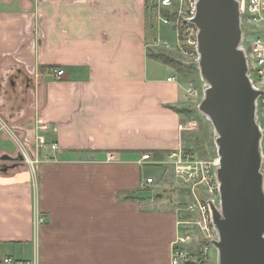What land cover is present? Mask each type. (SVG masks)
Here are the masks:
<instances>
[{"label": "crops", "instance_id": "0c3cea01", "mask_svg": "<svg viewBox=\"0 0 264 264\" xmlns=\"http://www.w3.org/2000/svg\"><path fill=\"white\" fill-rule=\"evenodd\" d=\"M152 1L0 0V264H170L178 211L125 198L153 178L144 155L185 148L195 112L193 85L151 50ZM38 120L59 150L32 169L20 145Z\"/></svg>", "mask_w": 264, "mask_h": 264}, {"label": "water", "instance_id": "95a60500", "mask_svg": "<svg viewBox=\"0 0 264 264\" xmlns=\"http://www.w3.org/2000/svg\"><path fill=\"white\" fill-rule=\"evenodd\" d=\"M198 67L206 89L199 112L215 131L220 205L211 203L218 264H264L263 134L242 48L244 29L236 0H198ZM22 159V157H21ZM147 201L151 190L129 196Z\"/></svg>", "mask_w": 264, "mask_h": 264}, {"label": "built area", "instance_id": "2783aa9c", "mask_svg": "<svg viewBox=\"0 0 264 264\" xmlns=\"http://www.w3.org/2000/svg\"><path fill=\"white\" fill-rule=\"evenodd\" d=\"M236 1L240 5L241 23L244 29L242 48L247 56L248 75L254 88L264 92V0ZM160 3L164 7L175 8L172 12V15H175L173 20L165 18V22L178 27L179 40L182 44L184 43L188 46L198 61V28L193 23L197 15L198 0H160ZM55 74L57 78H62L65 71H55ZM173 79L171 77L168 81L171 82ZM195 93L196 96H199L197 92ZM256 115L257 123L263 134L261 144L264 168V93L256 101ZM36 129L35 141L27 140L20 145L22 161L32 169L42 160H51L49 154H47L48 151L57 152L59 150V146L56 143L47 140L46 134L50 129L49 122L38 120ZM178 157L181 165L179 172L182 178L189 182L193 196V202L187 210L194 218L190 222L179 221V234L172 243L170 264H210V248H215L214 242L219 239L213 224L211 210V203L215 204V202L212 200H200L199 193L201 185L203 183L208 185V181L210 187H212V181L215 182V190L219 192L220 186L217 178L211 176L215 169L218 168L219 160H215L212 163L197 162L195 166H192L182 163L180 155ZM141 162H151V155H144ZM262 171L264 173V169ZM152 183V178L147 179V184L150 185ZM39 221L44 222V218ZM185 224H188L190 229H187L184 226ZM1 264H37V262L6 257Z\"/></svg>", "mask_w": 264, "mask_h": 264}, {"label": "rangeland", "instance_id": "374dc122", "mask_svg": "<svg viewBox=\"0 0 264 264\" xmlns=\"http://www.w3.org/2000/svg\"><path fill=\"white\" fill-rule=\"evenodd\" d=\"M150 4L154 8L150 22H154V24L156 23L155 37L157 39V44L166 50L167 53L173 55L172 57L177 61L175 68L180 74L181 79L184 82L192 84L199 96L194 97L195 101L190 104V109H193L196 113L191 111L186 115V123H190L191 125L189 126V129L184 132V140H186L185 148L181 151H173L172 153H169L166 157L168 162L164 164L153 165L150 164V162L142 163L145 166L143 168V175L146 177L150 175L154 178V182L150 185H145L143 190L153 191L156 199L155 201H159V203H161L160 206H168L169 208L178 211L181 220L184 218L186 219L185 221L190 222L194 217L187 209L193 202V196L191 188L189 187V182L183 179L179 172L181 165L179 163L178 155H180L182 163L187 165L195 166V163L197 162L212 163L218 158L215 143L216 136L212 124L198 111L197 107L201 102L206 89V85L200 76L198 61L196 60V57L193 56L192 51L188 46L184 43L182 44L180 40L178 42V35L175 26L173 24H165L162 22L165 17L173 20L171 14L175 8L164 7L159 0H154ZM164 42L169 43V48L164 46ZM161 48L154 46L151 50L153 53L157 52L163 55L166 52ZM150 64L157 68L156 72L158 71L160 74H167L166 69L169 68L162 66L163 63L160 62V60L153 58L150 60ZM171 69L169 70L170 73L176 74V71ZM9 89L13 90L14 88L10 87ZM8 144L11 145V143ZM0 165L5 167V165H10V163L5 160L2 161ZM216 170L217 168L213 174H211L212 177H216ZM212 183V187L209 186V181L208 185H205V183L201 185L199 198L200 200H212L215 202L216 206H219L220 195L219 192L215 190V182L212 181ZM184 226L187 229H190L188 224H185ZM210 264H218L217 250L213 247L210 248Z\"/></svg>", "mask_w": 264, "mask_h": 264}, {"label": "trees", "instance_id": "16d2710c", "mask_svg": "<svg viewBox=\"0 0 264 264\" xmlns=\"http://www.w3.org/2000/svg\"><path fill=\"white\" fill-rule=\"evenodd\" d=\"M171 16L173 17L175 15L171 14ZM165 18H168V17H165ZM175 28L178 31V27H175ZM155 57L158 58V59H162L164 63L169 64L171 66H175L177 64V61L175 59H173V58H171V57H169L167 55L159 54V55H155ZM41 69L44 70L46 68H41ZM52 69H55V68H52ZM125 198L129 199V196L127 195V196H125ZM154 199H155V196H154Z\"/></svg>", "mask_w": 264, "mask_h": 264}, {"label": "bare ground", "instance_id": "6f19581e", "mask_svg": "<svg viewBox=\"0 0 264 264\" xmlns=\"http://www.w3.org/2000/svg\"><path fill=\"white\" fill-rule=\"evenodd\" d=\"M217 161H218V158H217Z\"/></svg>", "mask_w": 264, "mask_h": 264}]
</instances>
